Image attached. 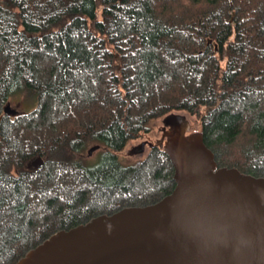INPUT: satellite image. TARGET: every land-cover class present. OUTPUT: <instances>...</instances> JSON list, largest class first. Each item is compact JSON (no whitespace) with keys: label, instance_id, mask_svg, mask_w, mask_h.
I'll use <instances>...</instances> for the list:
<instances>
[{"label":"trees","instance_id":"16d2710c","mask_svg":"<svg viewBox=\"0 0 264 264\" xmlns=\"http://www.w3.org/2000/svg\"><path fill=\"white\" fill-rule=\"evenodd\" d=\"M16 95L36 108L7 116ZM174 112L218 168L264 177V0H0V264L170 195L160 147L120 155Z\"/></svg>","mask_w":264,"mask_h":264},{"label":"water","instance_id":"95a60500","mask_svg":"<svg viewBox=\"0 0 264 264\" xmlns=\"http://www.w3.org/2000/svg\"><path fill=\"white\" fill-rule=\"evenodd\" d=\"M4 111L19 114L10 104ZM163 124L162 139L150 146L173 164L170 195L56 232L16 264H264V177L218 168L185 115ZM43 164L39 158L36 166Z\"/></svg>","mask_w":264,"mask_h":264},{"label":"rangeland","instance_id":"374dc122","mask_svg":"<svg viewBox=\"0 0 264 264\" xmlns=\"http://www.w3.org/2000/svg\"><path fill=\"white\" fill-rule=\"evenodd\" d=\"M9 104L12 106L13 109L17 110L20 114H27L37 106V99L35 97H30L27 95H16L12 97ZM171 114H183L185 115L190 123L193 125L194 132H201V125L199 121L190 117L188 114L184 112H174ZM170 115V114H169ZM165 118V117H164ZM164 118L156 120L152 123L153 132L148 136L150 142H157L161 138V129L164 126L163 121ZM146 140H133L131 141L125 151L120 155V160L126 164H133L140 160H144L149 151L146 148L144 152H134V150L139 147L142 143H145ZM102 161V152L96 151L92 156L89 157L87 163L91 167L98 166Z\"/></svg>","mask_w":264,"mask_h":264},{"label":"flooded vegetation","instance_id":"af4514ba","mask_svg":"<svg viewBox=\"0 0 264 264\" xmlns=\"http://www.w3.org/2000/svg\"><path fill=\"white\" fill-rule=\"evenodd\" d=\"M163 135H164V128L162 127V129H161V138H160V140L162 139ZM144 140H146L145 143H147V145H146L145 147L148 148V149H147L148 151H150L151 149L155 148V147H151L150 144H154V145H156V144L158 143V141H160V140H158L157 142H150L149 139H148V137H147V138H144ZM142 144H143V143H142ZM146 148H144V150H145ZM38 162H39V160H38L35 164H38Z\"/></svg>","mask_w":264,"mask_h":264}]
</instances>
